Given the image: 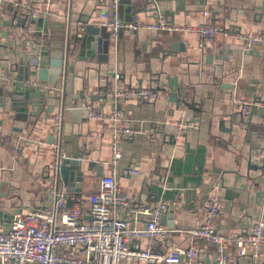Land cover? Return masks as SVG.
<instances>
[{
	"label": "crops",
	"instance_id": "0c3cea01",
	"mask_svg": "<svg viewBox=\"0 0 264 264\" xmlns=\"http://www.w3.org/2000/svg\"><path fill=\"white\" fill-rule=\"evenodd\" d=\"M109 1L0 0V220L8 227L19 210L47 203L52 177L69 197L88 199L101 178L113 172L123 194L138 199L122 214L132 225L144 226L140 210L164 201L169 204L161 220L165 226H193L205 220L212 194L221 203L215 225L228 239L264 219V47L249 48L232 38L264 32V0H124L119 13L125 22L138 16L150 24L161 16L177 26L214 23L232 36L203 43L183 32L122 29L111 37L108 63L98 65L94 58L85 59L74 33L97 25ZM29 7L49 17L58 32L64 29L61 44L53 41V48L40 49L37 26L24 16ZM60 46L68 49L70 62L66 90L62 80L55 88L39 81L34 67H48L50 52ZM71 75H76L75 95L84 91L85 99L70 98ZM22 80L37 95L50 92L55 99L34 111L31 97L15 93ZM36 81L48 88L30 85ZM129 88H152L157 97L121 101L125 125L145 133L124 141L122 159L113 167L110 125L89 120L83 103L102 97L94 102L108 116L116 94ZM233 97L251 99L255 106L244 115ZM58 113L63 114L60 138L52 130ZM187 118L194 125L177 140L176 123ZM60 157L79 160L80 187L69 190L59 182L52 165ZM134 169L140 174L129 173ZM174 242L181 245L184 239L177 235ZM138 248L150 246L145 241ZM228 248L231 264H264V252L253 261L236 257L231 239ZM198 250V264H217L209 244L199 242Z\"/></svg>",
	"mask_w": 264,
	"mask_h": 264
},
{
	"label": "built area",
	"instance_id": "2783aa9c",
	"mask_svg": "<svg viewBox=\"0 0 264 264\" xmlns=\"http://www.w3.org/2000/svg\"><path fill=\"white\" fill-rule=\"evenodd\" d=\"M119 7L120 0H110L107 10L97 24L111 31L113 37L122 29L135 31L141 28L165 33L183 32L198 36L203 43L213 42L221 35H231L229 31L214 23L177 26L161 16L157 22L150 24H146L138 16L133 21L125 22L120 17ZM25 11V17L37 16L31 7ZM232 38L249 48L264 47V32L234 33ZM1 50L0 38V57ZM30 85L48 88L39 81ZM156 97L157 93L152 88H129L118 92L108 116L96 102L89 100L83 103L89 120L110 125V164L113 167L122 159L124 141L136 134L145 133L125 125L121 101H153ZM233 103L241 108L244 115L249 114L255 106L253 100L239 97H233ZM193 125L194 122L189 118L176 123V139L182 138ZM62 126L63 114L58 113L52 127L55 137H61ZM53 147L57 149L56 142ZM58 163L52 165L55 172ZM262 166L264 168V152ZM129 173L140 174L135 169ZM52 179L54 181L48 192L50 200L47 203L31 210H19L8 227L0 220V264H180L182 258L186 259V264H198L201 258L198 243L202 241L213 248L217 264H231L233 259L228 248L230 239L236 245L238 258L249 256L253 261H257L264 252L262 218L230 239L218 231L215 220L219 216L221 203L215 194L209 195L206 200L205 220L198 221L193 226L179 229L165 226L161 220L169 210V204L163 201L151 209L140 210L139 213L146 217V224L140 227L132 225L127 218L122 217L124 211L138 205V199L123 194L115 172L102 177L98 189L88 199L69 197L66 189L60 188L55 178ZM177 235L183 237L184 244H175ZM145 241L149 243L150 248H138V245Z\"/></svg>",
	"mask_w": 264,
	"mask_h": 264
},
{
	"label": "water",
	"instance_id": "95a60500",
	"mask_svg": "<svg viewBox=\"0 0 264 264\" xmlns=\"http://www.w3.org/2000/svg\"><path fill=\"white\" fill-rule=\"evenodd\" d=\"M123 1L124 0L120 1L119 12L121 10V4H123ZM136 13L137 11H134V14ZM25 18L26 23L37 26V31L34 33V37L39 39L36 41V43L40 49L42 45L44 47L51 46L53 41H57L58 44H61L63 40L61 37L64 36V29L62 32H58V30L54 29L56 25L51 23L49 17L31 16ZM72 24H70V26H72ZM69 28L71 30L72 27ZM74 37L75 41L80 45V47L85 48V54L87 56L85 59L94 58L97 60L98 65L102 63H108V52L110 48L112 32L106 27H98L97 25H85L83 28L78 27L76 28ZM51 47L53 48V46ZM67 57L68 49L63 50L61 46L59 48L52 49L50 52V61L48 67L44 65L42 67L39 65H34V67L37 69L38 80L42 82H48L53 88H55L62 80V85L66 90L68 82V68L70 64V62L66 60ZM29 69H31V67H29ZM75 78L76 75H71L70 77V98L74 100L85 99L86 95L84 91H80L75 95ZM24 80L29 81V78ZM20 92H24L26 94V98L28 99L31 97V105L34 111L36 108H42L45 105L47 99H55V95H50V92H46L40 96L37 95L36 90L30 89L28 86L24 85L23 80L20 81L17 87H15V93L19 94ZM91 99L94 101H99L102 99V97L92 96ZM56 172L59 182L62 181L63 184L69 188V190L76 189L77 187L81 186L84 173L80 168L79 160L71 157H60ZM164 218L165 215H163L162 219Z\"/></svg>",
	"mask_w": 264,
	"mask_h": 264
}]
</instances>
